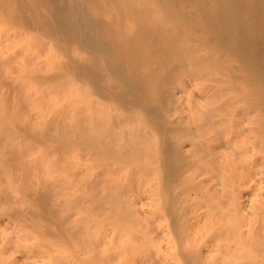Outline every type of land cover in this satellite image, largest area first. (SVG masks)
Here are the masks:
<instances>
[{
  "label": "bare ground",
  "instance_id": "6f19581e",
  "mask_svg": "<svg viewBox=\"0 0 264 264\" xmlns=\"http://www.w3.org/2000/svg\"><path fill=\"white\" fill-rule=\"evenodd\" d=\"M0 264H264V0H0Z\"/></svg>",
  "mask_w": 264,
  "mask_h": 264
},
{
  "label": "rangeland",
  "instance_id": "374dc122",
  "mask_svg": "<svg viewBox=\"0 0 264 264\" xmlns=\"http://www.w3.org/2000/svg\"><path fill=\"white\" fill-rule=\"evenodd\" d=\"M2 82H3L2 84L4 85L5 84L4 81H2ZM5 86H6V84H5ZM6 231H8V229Z\"/></svg>",
  "mask_w": 264,
  "mask_h": 264
}]
</instances>
